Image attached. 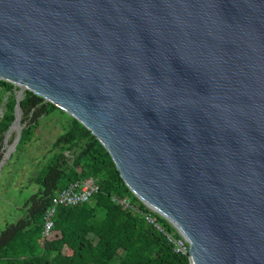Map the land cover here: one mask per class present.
Returning a JSON list of instances; mask_svg holds the SVG:
<instances>
[{
	"label": "water",
	"instance_id": "95a60500",
	"mask_svg": "<svg viewBox=\"0 0 264 264\" xmlns=\"http://www.w3.org/2000/svg\"><path fill=\"white\" fill-rule=\"evenodd\" d=\"M0 81L18 89L6 160L31 92L97 138L190 264H264V0H0Z\"/></svg>",
	"mask_w": 264,
	"mask_h": 264
},
{
	"label": "trees",
	"instance_id": "16d2710c",
	"mask_svg": "<svg viewBox=\"0 0 264 264\" xmlns=\"http://www.w3.org/2000/svg\"><path fill=\"white\" fill-rule=\"evenodd\" d=\"M16 91L14 85L0 81V151L15 120ZM20 105L26 126L17 153L32 141L42 116L64 114L31 92ZM88 178L98 182L100 191L90 203L59 207L52 234L45 238L44 215L56 195ZM34 183L39 191L24 202L22 216L5 221L0 231V264H190L189 254L176 253L166 236L179 238L177 231L131 193L110 154L72 117ZM113 196L128 199L141 214L117 205ZM147 215L162 230L149 223Z\"/></svg>",
	"mask_w": 264,
	"mask_h": 264
},
{
	"label": "rangeland",
	"instance_id": "374dc122",
	"mask_svg": "<svg viewBox=\"0 0 264 264\" xmlns=\"http://www.w3.org/2000/svg\"><path fill=\"white\" fill-rule=\"evenodd\" d=\"M17 93L18 91L16 95ZM23 118L22 115L21 126L25 127ZM70 118L68 114L60 112L42 116L32 141L21 152L14 151L7 160L5 155L17 139V133L12 131L7 145L5 134L0 151V163L6 160L0 173V231L5 221H16L22 216L19 211L24 202L39 191V186L34 183V179L52 156L53 144L66 130Z\"/></svg>",
	"mask_w": 264,
	"mask_h": 264
},
{
	"label": "built area",
	"instance_id": "2783aa9c",
	"mask_svg": "<svg viewBox=\"0 0 264 264\" xmlns=\"http://www.w3.org/2000/svg\"><path fill=\"white\" fill-rule=\"evenodd\" d=\"M100 191V186L98 182L93 178H88L83 181H79L70 185L68 188L59 192L52 202V206L48 208L44 215V237H50L54 229L57 209L63 206L76 207L86 203H90L94 196ZM112 201L117 205L125 209L133 210L137 213L141 212L130 204L128 199H122L113 196ZM146 220L154 224L159 230H162L160 226L156 223V220L147 215ZM178 233V232H177ZM179 238H175L174 235L166 233V236L170 243L175 247V252L179 254H189V244L187 240L181 236L179 233Z\"/></svg>",
	"mask_w": 264,
	"mask_h": 264
},
{
	"label": "bare ground",
	"instance_id": "6f19581e",
	"mask_svg": "<svg viewBox=\"0 0 264 264\" xmlns=\"http://www.w3.org/2000/svg\"><path fill=\"white\" fill-rule=\"evenodd\" d=\"M23 115V114H22ZM22 115L21 116H19V118H18V121H19V124L21 125V120H22ZM13 131H15V128H14V130Z\"/></svg>",
	"mask_w": 264,
	"mask_h": 264
}]
</instances>
